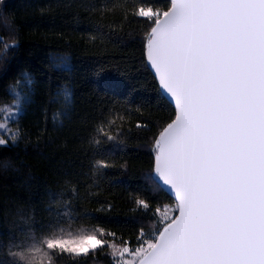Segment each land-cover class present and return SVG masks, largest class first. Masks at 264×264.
<instances>
[{
    "label": "snow or ice",
    "instance_id": "snow-or-ice-1",
    "mask_svg": "<svg viewBox=\"0 0 264 264\" xmlns=\"http://www.w3.org/2000/svg\"><path fill=\"white\" fill-rule=\"evenodd\" d=\"M128 2L105 0L88 8L102 14L120 9L126 19ZM133 3L130 14L148 24L147 65L160 98L174 111L152 142L153 166L144 181L174 203L154 208L159 227L141 230L135 246L117 244L116 233L85 226L66 210L41 236L30 232L26 242L9 245L12 264H58L65 258L79 264L98 253H107L112 264H264V0ZM53 64L68 70L65 58ZM33 83L24 73L10 87L12 102L0 107V145L19 138L8 121L19 123ZM58 96L65 111L53 114L54 123L71 103L67 88ZM115 123L107 122L109 128ZM97 132L114 145L124 143L118 131L100 125ZM100 143L93 136L90 146ZM109 167L98 159L91 171L102 175ZM136 204L150 207L144 199Z\"/></svg>",
    "mask_w": 264,
    "mask_h": 264
},
{
    "label": "trees",
    "instance_id": "trees-1",
    "mask_svg": "<svg viewBox=\"0 0 264 264\" xmlns=\"http://www.w3.org/2000/svg\"><path fill=\"white\" fill-rule=\"evenodd\" d=\"M105 0H0V107L10 105L11 86L27 73L33 80L31 102L12 128L20 136L0 146V264H12L9 245L41 236L63 213L71 211L85 226L116 233L117 244L135 246L137 234L159 225L153 210L174 201L144 181L153 166L151 146L173 118L160 96L158 81L146 62L148 24L120 9L90 11ZM160 6L164 0H144ZM97 26H103L97 31ZM111 26V27H109ZM5 45L8 47L4 51ZM65 58L68 70L53 61ZM67 88L71 103L64 112L58 93ZM116 123L108 127L107 122ZM146 127L137 128V124ZM117 131L122 145L106 141L97 127ZM95 136L101 143L91 145ZM98 159L111 167L94 176ZM146 200L144 210L136 200ZM88 216L87 222L84 221ZM95 219H92V218ZM47 264V261L44 262ZM58 264H77L63 259ZM79 264H112L107 253L82 258Z\"/></svg>",
    "mask_w": 264,
    "mask_h": 264
},
{
    "label": "rangeland",
    "instance_id": "rangeland-1",
    "mask_svg": "<svg viewBox=\"0 0 264 264\" xmlns=\"http://www.w3.org/2000/svg\"><path fill=\"white\" fill-rule=\"evenodd\" d=\"M8 123H9V129H10V130H14V129L12 128V123H13V122H12L11 120H9ZM3 138L6 139V140H9L8 135H4ZM9 144H14V143H12L11 140H9V142H8L7 144H5V145H9ZM0 146H2V145H0Z\"/></svg>",
    "mask_w": 264,
    "mask_h": 264
},
{
    "label": "water",
    "instance_id": "water-1",
    "mask_svg": "<svg viewBox=\"0 0 264 264\" xmlns=\"http://www.w3.org/2000/svg\"><path fill=\"white\" fill-rule=\"evenodd\" d=\"M153 73V72H152ZM154 74V73H153ZM168 194V193H167ZM169 195V194H168ZM170 196V195H169Z\"/></svg>",
    "mask_w": 264,
    "mask_h": 264
}]
</instances>
